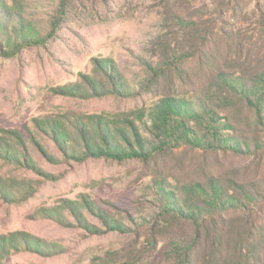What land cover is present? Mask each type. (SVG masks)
Instances as JSON below:
<instances>
[{"label":"rangeland","instance_id":"1","mask_svg":"<svg viewBox=\"0 0 264 264\" xmlns=\"http://www.w3.org/2000/svg\"><path fill=\"white\" fill-rule=\"evenodd\" d=\"M4 1L34 35L21 40L10 30L19 40L11 48L8 34L0 36V264H168L151 231L165 209L163 188L192 178L203 156L208 167L264 190V150L254 148L264 129L245 108L230 115L237 138L252 146L247 155L184 147L149 160L82 154L92 119L109 117L133 141L153 139L150 117L161 98H208L214 82L197 58L178 68L167 57L194 50L178 17L212 26L228 9L231 54L247 58L249 70L264 66V0ZM97 61L115 65L121 90H95L91 83L110 78ZM86 86L91 96L78 91Z\"/></svg>","mask_w":264,"mask_h":264},{"label":"trees","instance_id":"2","mask_svg":"<svg viewBox=\"0 0 264 264\" xmlns=\"http://www.w3.org/2000/svg\"><path fill=\"white\" fill-rule=\"evenodd\" d=\"M226 5L225 1L224 8ZM7 6L0 0V36L8 34L6 45L11 48L13 43L19 45V40L11 36L28 40L34 30L19 8ZM227 10L221 12L220 23L212 26L178 17L191 30L194 50L167 56L178 68L185 59L197 58L200 73L209 74L214 82L207 99L197 102L181 94L161 98L150 117L155 130L153 139L140 135L133 141L132 134L109 117L92 119V127H83L87 135L83 137L82 154L149 160L155 153L181 147L211 153L216 158L226 152L251 153L250 143L237 138V115L230 114L237 108L250 109L255 112L257 126L264 129V66L255 64L249 70L247 58L231 54L237 37L231 25H225L223 15ZM239 45L243 47L241 41ZM98 65L110 78L91 83L96 91L109 93L112 86L114 90L124 87L115 65H111L112 70L103 62ZM78 91L93 94L87 86ZM78 139L72 144L77 149L83 147ZM66 147L69 148L67 144ZM254 148L255 152L264 150V142L255 140ZM202 159L203 166L194 169L192 178L180 181L176 189L163 188L165 209L163 216L155 218L151 231L156 237L159 234L158 242L163 243L171 261L168 264H264V195L260 186L222 172L225 167H208L204 156ZM113 221L116 226L121 224Z\"/></svg>","mask_w":264,"mask_h":264}]
</instances>
